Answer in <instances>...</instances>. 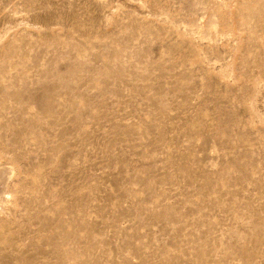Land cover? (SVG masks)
I'll return each instance as SVG.
<instances>
[{"label": "rangeland", "instance_id": "1", "mask_svg": "<svg viewBox=\"0 0 264 264\" xmlns=\"http://www.w3.org/2000/svg\"><path fill=\"white\" fill-rule=\"evenodd\" d=\"M0 264H264V0H0Z\"/></svg>", "mask_w": 264, "mask_h": 264}]
</instances>
